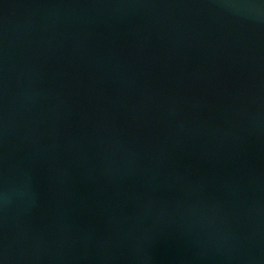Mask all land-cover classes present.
Segmentation results:
<instances>
[{"label": "water", "instance_id": "obj_1", "mask_svg": "<svg viewBox=\"0 0 264 264\" xmlns=\"http://www.w3.org/2000/svg\"><path fill=\"white\" fill-rule=\"evenodd\" d=\"M0 264H264V0H0Z\"/></svg>", "mask_w": 264, "mask_h": 264}]
</instances>
